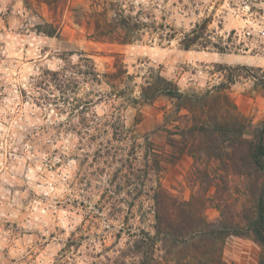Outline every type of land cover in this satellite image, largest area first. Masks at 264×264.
Instances as JSON below:
<instances>
[{"label":"rangeland","instance_id":"1","mask_svg":"<svg viewBox=\"0 0 264 264\" xmlns=\"http://www.w3.org/2000/svg\"><path fill=\"white\" fill-rule=\"evenodd\" d=\"M120 11L147 26L134 41L93 36ZM85 58L101 83L80 82L68 101L38 78ZM225 67L264 74V0H0V264H196L192 240L172 237L191 219L246 229L245 183L191 154L209 145L193 125L219 108L209 101L212 111L192 113L184 100L141 96L159 77L201 96L241 75L220 92L252 141L264 122L250 77L260 73ZM73 100L90 103L71 111ZM221 246L222 264H264L251 236Z\"/></svg>","mask_w":264,"mask_h":264},{"label":"trees","instance_id":"2","mask_svg":"<svg viewBox=\"0 0 264 264\" xmlns=\"http://www.w3.org/2000/svg\"><path fill=\"white\" fill-rule=\"evenodd\" d=\"M138 18L125 15L124 11L115 12L110 21L104 24H97L94 29L96 38L109 37L112 40L123 43H131L135 40V34L146 28ZM48 37L57 35L56 29L49 32H42ZM185 48L194 44L193 37H185ZM222 68V67H221ZM226 71L235 73L256 71L260 73L258 77L250 75L254 80V89L264 98V74L261 69L253 70L248 67H225ZM104 78L111 76L105 75ZM41 83L51 86L52 83L61 89L63 101H68L65 96L74 93L80 82L100 85L101 80L95 73L92 61L90 59H81L78 65H66L57 71L42 70L38 75ZM83 78V79H81ZM241 75L226 77L227 84H219L213 91L206 92L204 95L184 96L179 92L176 85L157 78L156 84L147 83L142 87L141 96L144 101H151L158 96H166L176 101H185L188 104V111L195 113L199 106L201 110L212 111V105L219 108L220 115L218 118L196 123L192 127V135L196 138H206L209 145L205 148H198L197 153L192 152L194 164L200 160V154H203L210 163H218V169L226 177H238L245 183L243 185L244 195L251 197L253 202L251 218L247 219L246 229L239 225H234L230 229L214 231L210 230L211 224L202 218L194 217L192 227L188 233L178 235H168L176 238H189L191 243V258L194 263L201 264L203 258L208 255L206 262L208 264H222L220 258L221 245L227 235L251 236L257 243L264 248V122L260 129L254 134V139L248 141L243 138L245 131L250 127L249 122L235 112V106L231 103L227 94L220 92L222 89L227 90L233 85ZM244 78V77H243ZM66 98V99H64ZM76 105L69 104L71 111L84 109L90 101L73 100ZM81 113V112H80ZM224 177V176H223ZM228 184V181H227ZM217 188V187H216ZM154 201L159 205V198L154 197ZM181 207H188L190 202H179ZM156 220L161 223V218L157 215ZM206 264V263H203Z\"/></svg>","mask_w":264,"mask_h":264}]
</instances>
